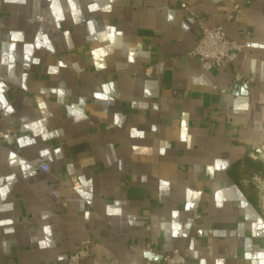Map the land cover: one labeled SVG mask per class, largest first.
Returning <instances> with one entry per match:
<instances>
[{
	"label": "crops",
	"instance_id": "0c3cea01",
	"mask_svg": "<svg viewBox=\"0 0 264 264\" xmlns=\"http://www.w3.org/2000/svg\"><path fill=\"white\" fill-rule=\"evenodd\" d=\"M51 2L0 0V83L13 109L0 104V264H68L87 240L81 264H165L148 246L194 264H260L251 165L264 148V0H73L78 23L69 0L62 21ZM201 23L244 46L233 65L190 56ZM12 32L23 41L10 69Z\"/></svg>",
	"mask_w": 264,
	"mask_h": 264
},
{
	"label": "built area",
	"instance_id": "2783aa9c",
	"mask_svg": "<svg viewBox=\"0 0 264 264\" xmlns=\"http://www.w3.org/2000/svg\"><path fill=\"white\" fill-rule=\"evenodd\" d=\"M181 7L185 10H189L186 4H182ZM240 11V7H236V12ZM201 25V34L199 40L191 51L190 56L203 63H206L210 68L221 69L233 65L242 51V45L229 39L225 30L222 27H208L204 24ZM238 81L244 83L247 86H252L254 84L253 78L239 77ZM2 118V112H0V121ZM14 137L17 136L16 133L9 132ZM39 169L42 172L50 173V166L46 162L39 164ZM73 187L79 186V182L74 181L72 183ZM202 219L200 212L195 211L193 215V224L196 225ZM199 237V236H198ZM93 242L87 240L79 244L73 254L68 258V264H81L84 260L91 256L93 250ZM150 253L155 260H160L165 264H194L190 262L181 252L174 251L170 255H159L154 254L148 246L145 250ZM158 257L159 259H156Z\"/></svg>",
	"mask_w": 264,
	"mask_h": 264
},
{
	"label": "clouds",
	"instance_id": "9594fccd",
	"mask_svg": "<svg viewBox=\"0 0 264 264\" xmlns=\"http://www.w3.org/2000/svg\"><path fill=\"white\" fill-rule=\"evenodd\" d=\"M69 4L71 6V9H72V17H73V20L74 22H79V17H80V11L78 10L76 4L73 2V0H69ZM50 8L53 12V15L55 17V19L57 21H62L64 19V15H63V10L60 6V3H59V0H52L51 4H50ZM100 8V5L98 3H92L89 5V11H96ZM104 11H110L111 8H110V5L109 6H106L104 9ZM88 26H89V29L90 30H93L94 31V28H93V21H89L88 22ZM113 29H114V26H112ZM123 33H120V35H122ZM65 36L67 37L68 36V33L65 32ZM10 38L11 40L13 41V43H11L8 48V52L5 54V60L4 62L5 63H8V66L9 68L11 69L13 64H12V61H14L15 57L13 55L14 51H15V48H16V43L17 41H23V33L22 32H12L10 34ZM39 40H40V37L38 36L37 37V43L35 45V47L39 48L40 47V43H39ZM43 43L45 46L49 47L50 50H53L51 49V45L47 39V37H43ZM24 50H25V60H27L31 55H32V50H33V45L31 44H25L24 46ZM97 55L99 56H102L104 55L103 52H100V53H97ZM129 61L132 62V58L129 57ZM33 63H39L38 60H35L33 61ZM27 66V65H26ZM65 65L63 64V62L61 61L60 62V67H64ZM101 68L104 67V65H100ZM50 73H55L57 71V68H50ZM3 90H4V85L2 83H0V104H3L4 107H6L7 111L8 112H12L13 109L7 104V101L3 95ZM25 90H26V87H25ZM55 91V90H54ZM62 94V93H61ZM97 96V98H100V94L99 93H96L95 94ZM41 108L44 107L43 104L40 105ZM74 114L76 115V117L79 119L83 116V113L79 112V111H75L74 110ZM33 127H38L37 126H33ZM156 128H155V125H153V131H155ZM132 135L133 136H140V137H143L144 136V133L143 132H137L135 129H133V132H132ZM47 135L45 136V139H47ZM32 143L33 141H24V142H21V146H23V143ZM135 147V146H134ZM56 152L59 153L61 152V149L60 148H57L56 149ZM48 152L47 150H44L41 152V155H47ZM164 154V150L161 149V155ZM14 155V154H13ZM21 165H24V161H20ZM24 167H27V165H24ZM9 181H11L13 179L12 176H9L7 178ZM8 188L7 187H4V188H0V197H4L7 193H8ZM7 207H11V205H8ZM109 211H111V209H109ZM178 215L177 212H173V216H176ZM88 216V213H85V217L87 218ZM0 223H4V222H0ZM7 223H11V221H7ZM173 227L176 229L174 232H173V236L177 235V233L179 232V225H173ZM47 230V229H46ZM9 231H12L11 229H9ZM47 242H41V247H44L45 244ZM146 256H148L149 258H151V254L150 253H145ZM257 257L260 258V264H264V252L262 253H258L257 254ZM245 258L248 259L249 258V254L246 253L245 254ZM156 259H159L158 257H156ZM201 264H204L203 261H201ZM217 264H223L222 261H217ZM253 264H256V261L255 259L253 260Z\"/></svg>",
	"mask_w": 264,
	"mask_h": 264
},
{
	"label": "rangeland",
	"instance_id": "374dc122",
	"mask_svg": "<svg viewBox=\"0 0 264 264\" xmlns=\"http://www.w3.org/2000/svg\"><path fill=\"white\" fill-rule=\"evenodd\" d=\"M257 160L261 162V164H263L264 166V148L262 150V153L259 156H257ZM253 179H255L254 182L258 187V191L261 197V208L264 214V171L261 173L254 174Z\"/></svg>",
	"mask_w": 264,
	"mask_h": 264
},
{
	"label": "trees",
	"instance_id": "16d2710c",
	"mask_svg": "<svg viewBox=\"0 0 264 264\" xmlns=\"http://www.w3.org/2000/svg\"><path fill=\"white\" fill-rule=\"evenodd\" d=\"M251 170L252 174L261 173L264 171V166L257 160L256 162H252Z\"/></svg>",
	"mask_w": 264,
	"mask_h": 264
},
{
	"label": "water",
	"instance_id": "95a60500",
	"mask_svg": "<svg viewBox=\"0 0 264 264\" xmlns=\"http://www.w3.org/2000/svg\"><path fill=\"white\" fill-rule=\"evenodd\" d=\"M259 153L261 154L262 153V150H260Z\"/></svg>",
	"mask_w": 264,
	"mask_h": 264
},
{
	"label": "bare ground",
	"instance_id": "6f19581e",
	"mask_svg": "<svg viewBox=\"0 0 264 264\" xmlns=\"http://www.w3.org/2000/svg\"><path fill=\"white\" fill-rule=\"evenodd\" d=\"M263 158V157H262Z\"/></svg>",
	"mask_w": 264,
	"mask_h": 264
}]
</instances>
